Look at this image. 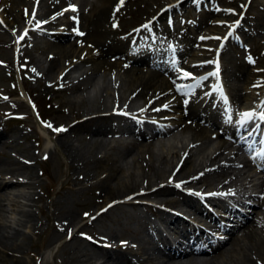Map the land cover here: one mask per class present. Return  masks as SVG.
Here are the masks:
<instances>
[{"label": "rangeland", "instance_id": "1", "mask_svg": "<svg viewBox=\"0 0 264 264\" xmlns=\"http://www.w3.org/2000/svg\"><path fill=\"white\" fill-rule=\"evenodd\" d=\"M27 1L28 0H16L14 2L15 4H19V6L24 4L26 5L23 6L24 9L21 7L20 11L19 9L17 10L16 13L21 16L20 20L18 17L15 19L16 22L18 20L17 23H15V21H8L4 15L2 16L3 19L0 18V21L2 20L0 22V180L4 181L12 179L11 175L9 174L10 171L18 174L16 177H26L22 179V181L26 183L21 186H17L16 189L7 188L6 186L5 196L2 198L3 200L0 203V264H109L110 256L108 255L111 251L110 248H106L105 251L107 255H104L103 257V254H100L102 250L100 251L93 245H90L84 240L78 238V236L69 237V233H71V231H73L76 226L78 227L82 225L83 221L85 220L82 216L84 213H88L86 214L88 218L90 216L89 214H91V212H94L96 207L98 208L100 206V203L108 201L110 204L111 202H114L112 200H119L120 198L124 201L126 199V196L128 194H131L129 193L130 191H139V189L143 188L145 183H147V185L151 188H154L156 184L161 186H164L166 184L170 185L171 183H163L165 181L164 179H168L169 172L164 173V175L158 180V176L152 172L153 170L149 168L143 170L138 169V165H136V167L134 166V158H137L134 156L135 152L130 155L127 154V156L125 155L123 159L118 158L116 160H113L114 157L112 156V147L114 148L115 146H117L116 144H119V142H117L118 140L124 137L123 139L127 142V145L124 144L121 147L128 150H133L135 148L133 146L134 144L143 141L136 140L133 132L130 130L126 131L124 136L120 137L118 126L122 122L117 121V119H107L105 122L106 124H104L103 126L105 128L104 132L94 133L88 132L86 130L87 127L91 125L93 119L90 117L94 116L96 112L95 110L96 108H98V106V109H100L98 113L101 112L102 114L103 112L106 116L107 114L105 112L109 107H111L112 103L126 104V102L129 100L127 97V92L125 91V74L124 72H122V69H120L121 66H117V60H115V63H113L110 60L111 58H109L114 55V50L111 51L106 49L105 51H103L102 48V56L98 57L96 61H100V59L103 58V60H105V63H113V67H111L112 69L110 68L111 70H104L103 68L105 66H99L95 68L93 67V65L95 66L96 63H93L92 61L84 62L82 64L80 62L78 68L82 69V71L79 70V73L76 75H81L77 78L68 77L67 79V73L70 72V69L67 71L68 67H66L68 59L64 56H61L59 58L60 65L55 68L53 72L44 71L46 62L48 61L50 56L53 55L54 57V52L51 48H49L52 41L48 39V41L46 40L47 36L45 32L58 31L57 29L60 25V21L66 20L64 16L62 17V15H59L57 11L59 10L57 8L58 4H64L68 1L73 2L74 0H61V2H59L58 0H30L28 1V3ZM84 1L85 0H75L74 3L76 4L75 7L78 8L79 11L83 12V15L84 13H86L85 15L88 14L87 17L84 18V23L83 19L80 20L81 24L83 23V25H79L82 29L84 28L83 31H86V35L84 38L91 39L89 35L90 30H92L93 28L94 22L89 19V15L92 13V7L90 3L92 4L95 0H86L85 4L83 5ZM166 1L167 0H165V2ZM223 1L224 3L218 1L214 2V5L219 8L218 11H211V13L213 14L216 13L215 16H210L211 14H206V12H202L201 14L187 12L186 18L187 22H190L189 24L197 29V31L194 32L195 38H205L206 36L220 37L224 29L228 27L231 22H240L242 30H236L235 40L231 41V43L226 46V48L222 52L224 54L221 55L222 64L226 71L225 81L227 83V86L230 87L229 90L231 91V87L233 85V79L231 78L232 67H230L231 62H229L231 58L238 55L242 59L243 57L249 58V56L252 54L258 57L261 62L262 60L264 62V2L262 0ZM155 2L156 0H144V2L143 0H138L135 3L138 5L135 6V4H132L131 11L132 13L134 11V14L137 17L132 19V14L127 15L128 17L126 18V21L132 19V22H127V26L125 25L123 26V28H128L129 26L134 27L139 22L144 20L150 13H155L154 16H156L158 9L163 6V0H160L158 4L157 2ZM108 4H110V2L107 3V5ZM40 7L43 13L47 14L43 20H46L45 18L48 15L50 18L57 17L59 18V20H61L59 21L57 19L55 25L52 24L46 26L45 32L44 30L40 29H36L35 31L28 30L24 37L23 33L20 36L21 28H23L25 25L27 27L30 25L29 23L25 22V19L27 20V22H30L29 16L31 14L33 15V13L34 15H36V11L39 9V11L37 12L38 14L41 11ZM2 13L3 12L0 11V15ZM226 14L227 16L225 17ZM210 19L214 20L215 25L213 22L209 24ZM192 26H190V28ZM103 28L107 30L108 26H104ZM201 33L205 35H201ZM21 37H23V39H21ZM223 37L224 36H222L221 39H225V42L226 38ZM90 41L94 43L93 40ZM238 42H240V44H238ZM215 44L216 41L214 40L213 43L208 45L206 41L204 43H197L196 41H193L189 46L191 48L190 52L197 56L195 57L194 55H191V59L194 61L200 59L202 60V62L209 61L210 58L205 57V55L211 54V49ZM260 47H262V49ZM121 48L124 49V46L122 45ZM121 48L120 50H122ZM205 48H207L208 52H205ZM234 48H238V50H235ZM88 51L90 50L88 49ZM258 51H262L261 57ZM229 54H231V58L229 57L227 59L225 56H228ZM199 55L201 56V58ZM58 56L59 54L57 55V57ZM73 57L76 56L73 55ZM89 62L90 64H87ZM246 62V66L255 67L253 66V63L250 59H247ZM262 65L264 66V64ZM260 66L261 65H257V69H259L258 67ZM62 67L65 68L64 71ZM89 68L92 69V71ZM141 68H143L145 74L152 67L142 66ZM86 71H88V73ZM105 73H107V75ZM261 75L264 76V74L260 73L255 75L257 76L256 80H254V83L256 85L259 82H261V84L263 83L264 77L259 78ZM81 77L84 78L82 79ZM75 79L79 80L77 81ZM16 84L18 86L20 84L23 85L25 90L28 92L30 98L29 100L32 106H34L33 109L35 112H39L48 133H51V131L55 129L57 124L71 125L73 122L77 123L67 132H64L63 134L57 136H53L52 138H50V141L43 145L41 141L43 132L36 124V117L31 115L30 113L31 107L29 108L27 102L18 103V101L9 99L11 93H16ZM64 86H66V89L64 91H61L60 88H63ZM252 88L248 87V90H254V92L256 93L259 90L257 89V87ZM114 99L116 101H114ZM99 101L101 103L103 102V104H101ZM139 101L142 100L140 99ZM243 101L246 103L245 100ZM243 101H241V103ZM104 105L106 106L105 108L102 107ZM8 112L16 113L22 118L11 120L7 117ZM206 123L209 124L208 122H202V125L205 127V130L210 133L209 141L205 144H201L197 149H193L192 152L190 151L192 146L189 143L186 144L184 141H182L179 148V144L176 146V144L173 143L177 141V139L174 138L173 142L172 140L167 142L171 149L163 147L161 145V141H155L157 144H155V146H152V150L154 147L153 153L156 157V161L154 162V169L156 170L158 168H162L164 171L172 170L173 168H171V164L175 160V155L179 153V155H183L181 157L182 159L179 160L180 167L183 164L185 157L190 153L192 159L191 162L195 164V168L197 169V171L203 168L207 159H209L211 156L209 154L207 155V149H209L207 147L209 145L212 149L213 145L216 144V132L218 129H216L215 127H211V131L208 129L210 126L206 125ZM46 125H50V127H47ZM174 131L175 130H173L172 132L174 133ZM211 132L215 135H212ZM184 134L187 135L186 133ZM65 139L67 142H69L71 148L70 146H67V144L63 143ZM39 143L43 145L41 150H38L37 148ZM46 145H49L47 146V148H45L47 154L46 157L41 160L39 156ZM171 145L176 147L173 148L171 147ZM194 150L196 151L193 152ZM212 152H214V150ZM33 155H35L36 157L33 160V165H31V160L29 162V165H23L22 160H28L30 157H33ZM95 160H100V163L98 164L99 167L97 165L95 168L93 167L94 163L92 161ZM78 164H81L82 167H79ZM115 166L119 167L113 168ZM212 166H215V164L210 165L209 167ZM228 169L229 168L225 170L226 174L229 173ZM177 170L173 174L177 173ZM133 172L136 173V182H139L137 183L135 188L133 187L131 189H127V192L126 190H123V192L117 193L114 196H109L103 193L105 192L104 190H106L107 186H112L114 184L115 179L121 178L123 179V181H127L128 175ZM243 173H249L251 175L253 172L249 171L248 168H245L241 169L239 175H242ZM218 177L220 176L217 175V178ZM229 177L231 176H227L225 179H228ZM178 182L182 184V182ZM203 185H205V183H203ZM248 185L257 189V183L255 180L249 182ZM102 188L104 189L102 190ZM1 190L2 189H0V192ZM19 190L22 192H20ZM183 190L192 192L193 194L196 193V190L193 188H183ZM145 197V202L152 203V206L155 208L163 207L166 209H170L165 205L158 204V201H156L158 197H168L167 194L159 195L158 197L157 195H153V197ZM171 197L174 196L171 195ZM239 197H242V195H238V198ZM254 201H258V198ZM110 206L106 211L107 213L94 218L89 224L82 226L81 230L85 233L90 234V236L95 239L100 247L111 245L112 248H116L113 249L114 251H120L121 249L120 245L118 244V240L128 234H130L128 236L131 239H134L133 232L137 233L139 229L142 231L141 234L144 235L143 229L145 225L142 219L147 218L148 216L150 218L149 220L153 219L154 216L152 214L155 212H153V208H149L148 210H146V208H143L141 205L132 204L130 202L119 203L118 205H116L117 207ZM25 213H29L31 215L30 218L27 219L23 217ZM251 216H249V219L246 217H241V219H244L245 225H247L253 218H255V220H253L252 222L254 230L257 231L256 229H261L260 227L257 228L260 225L259 223V225L255 224V221L259 220L256 217L257 215L255 216V214H253ZM61 225H63L64 228H62ZM236 225L237 223H235L234 226ZM16 228L19 233L13 232ZM241 230L233 231L230 234L231 237L236 236L240 238L242 234ZM262 234V237H264V233ZM242 242L243 244H246V241L241 240V245L242 247H244L245 245H243ZM227 244L229 245L228 241L223 243V247L229 248ZM14 247L19 248L18 251L16 250L15 252V250H13ZM232 248L233 249L230 248L227 253H223L222 256L212 264H218L219 262H223L222 264H235L236 259H239L241 254H238V246L234 245ZM247 254L250 255L249 257L253 256L252 251L247 252ZM207 257L210 256H202L200 258H197L194 264H209L210 261H207ZM259 257L260 256L257 255V258ZM230 259L233 261L231 262ZM260 260H262V258ZM239 261L240 259L236 264H238Z\"/></svg>", "mask_w": 264, "mask_h": 264}, {"label": "bare ground", "instance_id": "2", "mask_svg": "<svg viewBox=\"0 0 264 264\" xmlns=\"http://www.w3.org/2000/svg\"><path fill=\"white\" fill-rule=\"evenodd\" d=\"M16 0H0V11L3 12L1 15H0V18L3 19V15L6 17V19L8 21H15V19L18 17L19 20H20V17L16 12L17 10L19 9L20 11V8L23 7L24 5H20L19 4H15ZM22 1V0H21ZM30 1V0H28ZM27 1V3H28ZM34 1V0H33ZM48 1V0H47ZM46 1V2H47ZM59 2H61V0H58ZM75 1V0H74ZM73 1V2H74ZM89 1V0H88ZM87 1V2H88ZM91 1V0H90ZM94 1V0H93ZM92 1V2H93ZM138 0H123V4L121 5V2L119 3H116V0H95L92 4L90 3L91 7H92V13L89 15V19H91L93 22H94V25H93V28L92 30H90V37L91 39H85V41L87 42H92L90 40H93L94 41V46L96 48L95 52L91 51H88V48L87 47H82V45H78V44H74V40H70L68 42V44H63V43H60L62 39L66 38V37H69V38H72V35H77V32H79V29L77 28H72L70 31H69V25L70 23L67 22L65 23L66 26L63 27V35L62 36H56L57 38H59V40H57V38H55L54 36V41L51 43L50 47L52 49V51L54 52V57L53 55H49L50 58L48 59V61L46 62V67H45V70L44 71H52L55 70V68H57L59 65H60V60L59 58L61 56H64L68 59V65L72 64L76 59L77 61H83V62H88V61H92L93 63H96V65L93 67L97 68L99 66H105L106 68H108L109 66H111L110 63H105V60H103V58L100 59V61H96L98 59V57H101V52L102 49L103 51H105L106 49L108 50H115V54H118V51L120 50V47H121V44L122 41L116 39L115 37V34L116 32L113 31V30H106L105 28H103L104 26H107L109 23H111L112 21H114L115 23L116 22H119V26L122 30H124V28H122L123 26H125L128 23L132 22L131 20L135 17H137L135 14H134V11L132 13L131 11V8H132V4H135ZM160 0H156L157 4L159 3ZM168 1V2H167ZM165 4H171L168 6V11H173V10H176V9H179V8H182L185 5V1L186 0H181V1H178V2H175V0H167ZM227 1V0H226ZM230 1V0H228ZM19 2V1H18ZM86 0L84 1L83 5L85 4ZM107 5V3H109ZM142 2V1H141ZM144 2V0H143ZM147 2V1H145ZM155 2V3H156ZM165 0H163L162 3H164ZM175 2V3H174ZM32 3V2H31ZM82 3V1H81ZM226 3V2H225ZM42 4V3H41ZM44 4V3H43ZM46 4V3H45ZM60 4V3H59ZM114 4H116L114 6ZM146 4V3H145ZM161 4V3H160ZM231 4V3H229ZM131 5V6H130ZM138 5V4H135V6ZM155 5V4H154ZM153 5V6H154ZM26 6V5H25ZM47 6V5H46ZM49 6V5H48ZM57 6V4H56ZM87 6V5H86ZM156 6V5H155ZM79 7V6H78ZM85 7V6H84ZM90 7V6H89ZM112 7L114 9H112ZM29 8V7H28ZM46 8V7H45ZM58 8V7H57ZM80 8V7H79ZM136 8V7H135ZM26 9V8H25ZM83 9V8H82ZM117 9H119L117 11ZM145 9V8H144ZM150 9V8H149ZM147 9V10H149ZM55 10V9H54ZM81 10V9H80ZM24 11V10H23ZM46 11V10H45ZM50 11V10H49ZM85 11V9H84ZM87 11V10H86ZM136 11V10H135ZM139 12V11H137ZM144 12V11H143ZM156 12V11H155ZM50 13V12H49ZM53 13V12H52ZM80 16H81V20L83 19V23L85 22V17H87V15H85L86 13H84L83 15V12L81 11L80 12ZM150 13V12H149ZM187 13V12H186ZM185 13V14H186ZM23 14V13H22ZM55 14V13H54ZM132 14V19H130V21H126V18L128 17L127 15H131ZM157 15V14H156ZM203 15V14H202ZM60 17V16H59ZM143 17V16H142ZM25 18V17H24ZM57 18V17H56ZM131 18V17H130ZM28 19V18H27ZM80 19V18H79ZM143 19V18H142ZM59 20V18H58ZM61 20V19H60ZM59 20V21H60ZM135 20V19H134ZM2 21V20H1ZM0 21V22H1ZM201 21V20H200ZM18 22V20H17ZM15 21V23H17ZM212 22V21H211ZM11 23V22H10ZM58 23V22H57ZM82 23V25H83ZM90 23V22H89ZM134 23V22H133ZM140 23V22H139ZM138 23V24H139ZM204 23V22H203ZM206 23V22H205ZM55 25V24H54ZM87 25V24H85ZM84 25V26H85ZM131 25V24H130ZM215 25V23H214ZM11 26V25H9ZM15 26V25H14ZM127 26V25H126ZM159 26L162 27L163 29L166 30V26L164 25V23H159ZM198 26V25H196ZM87 27V26H86ZM131 27V26H130ZM220 27V26H219ZM254 27V26H253ZM3 28V27H2ZM127 28V27H126ZM129 28V27H128ZM200 28V27H199ZM221 28V27H220ZM256 28V27H255ZM4 29V28H3ZM84 29V28H83ZM90 29V28H88ZM7 30V29H5ZM12 30V28H11ZM14 30V29H13ZM46 30V29H45ZM87 30V29H86ZM35 31V30H34ZM89 31V30H88ZM41 32V31H40ZM43 32V31H42ZM86 32V31H85ZM191 32V31H190ZM201 32V31H200ZM260 32V31H259ZM1 33V32H0ZM258 33V32H257ZM263 33V32H262ZM57 34V33H56ZM195 34V33H194ZM232 34H234V31L232 32ZM260 34V33H259ZM4 35V34H3ZM205 35V34H203ZM252 35V34H251ZM66 36V37H65ZM108 38H106V37ZM189 36V30L184 32V34L182 35L181 37V40L180 42L182 43V45H187L188 42H190L192 39L191 38H188ZM258 36V35H257ZM264 36V35H263ZM88 37V36H87ZM105 37V38H104ZM256 37V36H255ZM254 37V38H255ZM259 37V36H258ZM261 37V35H260ZM4 38V37H3ZM232 39L230 37L226 38V43L229 42V40ZM256 39V38H255ZM26 40V39H25ZM83 40V39H82ZM45 41V40H44ZM48 41V40H47ZM60 41V42H59ZM215 41V40H214ZM209 43L211 42L208 41ZM13 43V42H12ZM50 43V42H49ZM198 43V42H197ZM48 45V44H47ZM197 45V44H196ZM202 46V45H201ZM215 46V45H214ZM200 47V46H198ZM68 50H67V49ZM102 48V49H101ZM203 48V47H202ZM262 48V47H260ZM117 49V50H116ZM122 49V48H121ZM209 49V48H208ZM87 51L86 53L84 54H81L80 51ZM124 50V49H123ZM212 50V49H211ZM236 50V49H235ZM233 50V51H235ZM98 51V52H97ZM202 51V50H201ZM207 51V48H205V52ZM240 51V50H239ZM238 51V52H239ZM76 52V53H75ZM178 52H183V50H179ZM208 52V51H207ZM261 52V51H260ZM260 52L258 51L260 57L262 54H260ZM202 53V52H201ZM221 53V51H220ZM219 53V54H220ZM59 54V56L57 57V55ZM90 55V56H87V57H90V58H83V59H79L81 57H84L85 55ZM224 54V53H223ZM56 55V56H55ZM68 55V56H67ZM76 56V57H73ZM109 55V54H108ZM231 54H229L228 56L226 55L225 57L228 59L230 57ZM211 56H213V54L211 53ZM73 58V59H70V58ZM196 57V56H195ZM201 57V56H200ZM205 57H207V54L205 55ZM251 61L255 64V67H248L245 65V61L238 55L236 57H233L231 58V60H229V62H231V65L230 67H232L231 69V75H232V79H233V87H232V95L230 94L231 98L233 99V102H237V101H240V100H245L246 103H244L243 105H241L243 108V110H246L247 112L249 111V109L251 108V105L252 104H249L253 94L255 92H253L254 90H248V87L249 88H252L251 87V83H252V80L254 79L255 75L258 73V72H261V74H264V68H262V65L264 62L256 57L255 55H250L249 56ZM194 58V57H193ZM222 58V57H221ZM195 59V58H194ZM65 60V59H63ZM125 61H128L130 63V65L128 66V68H125L124 71V76H125V79H124V84H125V91L127 92V97L128 99L130 98V100L132 98H139L142 100L143 104L142 106H144L143 109L147 110V109H152L153 107H155L153 110H150V112L153 114L154 118H157V120L159 122H162L164 123V125L162 127H154L152 124H147V123H144V130L141 129L139 126H138V121L131 119V117H128V116H124L123 118L120 117L121 114L119 113H116L117 115L115 114H110V115H106L102 112L98 113L100 111L99 106L98 108H96V112L94 114L93 117H90L93 119L92 123L90 126L87 127V131L88 132H94V133H101V132H104L105 131V128L103 127L104 124H106V120L107 119H110V118H115L117 119V121H121L122 119H124V123L122 125H120V128H122L123 130H133L135 131L138 139H141L143 140L142 142L140 143H136L134 144L133 146L135 147L133 150L130 149H124L122 148L121 146L122 145H127V142H122V139L121 140H118L117 142H119V144H116L117 146H115L114 148L112 147V150H113V154L112 156L114 157L113 160L115 159H118V158H121L123 159L125 157V155L127 156V154H132L133 152H135L134 156L137 157V158H134V166L136 167V165H138V169H151L153 170L152 172L154 174H156L158 176V180L159 178H161L164 173H168L169 172V175L168 177L172 178V181H180L182 182V184H180V186L182 187H193L196 183H197V179H199L198 181L199 182H205L206 185L208 186H211V182L214 181V178L217 177V175H224L225 177H227L225 175L226 173V169L229 167V166H232L234 167V160L231 159V157L226 158L224 156H220V148L222 146H225L227 148L230 147V143H226V141L224 140H220L219 139V142L217 144V147H215L213 150L214 152L211 154L210 158L207 159L206 163H205V166L203 168H207V170L205 171L203 168L199 169L198 172H200L201 170L202 171V176L198 177V178H195L193 177L192 175L195 174V172L197 171V169L195 168V164L193 162H191V155L190 153L185 157L184 159V162L183 164L181 165V167L177 170V173L173 174L172 173V170H168V171H164L162 168H158V169H154V162L156 161V157H155V154L153 153V150H152V146H154V143L156 141V139H161V141H163V139L170 141L172 140L173 138L176 139L177 136L180 135V133H182L183 131L185 130H188L191 132V138H190V143L194 144V147H192L190 149V151L192 152L193 149H196L197 145L196 143H199L198 145H201L203 143H205L207 140V132L206 130L201 127V121L205 120L206 117L210 116L212 114V112H210V115L209 113L204 116L200 113V110L198 108V106L196 105V102H194L193 100L189 102H187V104L185 103V98H181L180 96L178 95H175L172 99H170V97L173 96V93L172 91H167L165 92L166 90L169 89L170 86L166 85V81L165 79L161 76V74L158 72V71H149L148 74H144L142 68L139 67L140 64H145V63H150L152 65H157L159 66L160 68H162L163 70V62H159L158 60H150L149 59V56H134V57H127L125 59ZM202 61V60H201ZM196 62V61H195ZM226 62V61H225ZM247 63V62H246ZM62 64V63H61ZM87 64H90L87 63ZM113 64V63H112ZM116 64H121V61H118ZM115 65V64H114ZM117 65V66H118ZM257 65H261L260 67H258L259 69H257ZM76 65L74 64L73 67H75ZM78 66V64H77ZM116 66V68H117ZM188 66H191V67H194L193 65L189 64ZM92 67V66H90ZM145 67V66H144ZM196 67V66H195ZM63 68V67H62ZM115 68V67H114ZM228 68V67H227ZM65 68H63V71H64ZM90 69V68H89ZM99 69H102V68H99ZM119 69V68H118ZM122 69V68H120ZM92 71V69H90ZM115 70V69H114ZM147 70V69H146ZM145 70V71H146ZM39 71V70H38ZM66 71V70H65ZM68 71V70H67ZM103 71V70H102ZM113 71V70H112ZM85 72V71H84ZM88 73V71H86ZM117 72V70H116ZM119 72V71H118ZM229 72V71H228ZM33 73V72H32ZM35 73V72H34ZM38 73V72H37ZM41 73V72H40ZM92 73V72H91ZM39 74V73H38ZM50 74V73H49ZM66 74V72H65ZM107 75V73H105ZM114 74V73H113ZM228 74V73H227ZM46 75V74H45ZM68 75V73H67ZM85 75V74H84ZM91 75V74H90ZM123 75V74H122ZM226 75V71L224 69V76ZM42 76V75H41ZM40 76V77H41ZM65 76V75H64ZM89 76V75H88ZM92 76V75H91ZM258 76V75H257ZM86 77V76H85ZM90 77V76H89ZM39 78V77H37ZM68 78V77H66ZM82 78V77H81ZM84 78V77H83ZM82 78V79H83ZM43 79V78H42ZM80 79V78H79ZM78 79V80H79ZM86 79V78H85ZM77 80V79H75ZM74 80V81H75ZM77 80V81H78ZM89 80V78H88ZM91 80V79H90ZM87 81V80H86ZM92 81V80H91ZM123 82V81H122ZM78 85V84H77ZM80 85V84H79ZM232 85V84H231ZM50 86V85H49ZM68 86V85H67ZM74 86V84H73ZM76 86V85H75ZM120 87V86H119ZM68 88V87H67ZM82 88V87H81ZM115 88V87H114ZM118 88V87H117ZM230 88V87H228ZM255 88V87H254ZM120 89V88H119ZM118 89V90H119ZM179 89L180 92H183V94L185 95L188 91V87L187 86H182L181 88H177ZM241 89L243 91H241ZM253 89V88H252ZM264 90V89H262ZM105 91V90H104ZM117 91V90H116ZM173 91H176L179 93V91L177 90H173ZM118 92V91H117ZM71 93V92H70ZM74 93V92H73ZM119 93V92H118ZM121 93V92H120ZM262 93L263 91L260 92L261 95H259L258 97H261L262 96ZM103 95V94H102ZM101 95V96H102ZM123 95V94H122ZM104 97V96H103ZM160 97H163L162 100H160ZM258 97L254 98L255 100L258 99ZM173 99L175 101H173ZM101 100V98H100ZM103 100V99H102ZM114 101H116L114 99ZM100 102V101H99ZM98 102V103H99ZM164 102H168L170 103L169 107H175V105H178L179 107L181 106V109L180 111L177 112V115L176 117L173 116V114H167L163 111H161L160 109H156L159 105H163ZM244 102V101H243ZM101 103V102H100ZM103 104V102L101 103ZM100 105V104H99ZM255 105V104H253ZM166 106V105H164ZM102 107H106L105 105L102 106ZM112 107V106H111ZM111 107L108 108L109 110H111ZM122 105H118L117 108H114V109H119L121 110ZM169 107H166V108H169ZM103 108V109H104ZM247 108V109H246ZM93 110V109H92ZM177 110V109H176ZM102 111V109H101ZM141 112L142 110L141 109H138L136 110L135 113H137V117H144L143 115H141ZM98 113V114H97ZM145 113V112H144ZM76 115V113H75ZM87 116V115H86ZM123 116V115H122ZM82 117V116H81ZM175 117V119H171ZM214 117V116H213ZM88 118V117H87ZM76 119V118H75ZM111 120V119H110ZM82 121V120H81ZM70 122V121H68ZM209 122L212 124V126H214L216 124V122L214 120H209ZM178 125L180 131L176 134H173V135H170L168 137H165L166 135H164L166 132H169L172 130V128L174 127L173 125ZM207 125V124H206ZM118 129H119V126H118ZM177 129V128H176ZM176 131V130H175ZM174 131V132H175ZM108 132V131H107ZM219 134H221L222 136L225 135L227 136V138H231L230 134H228L226 131H223V132H220ZM94 135V134H93ZM156 135H161L159 138H156ZM56 136V135H54ZM129 137V136H128ZM134 137V136H133ZM64 138V137H63ZM124 138V137H123ZM132 138V137H131ZM128 140V139H127ZM137 140V139H136ZM121 142V143H120ZM64 144H67V146H70L69 142L66 141H63ZM124 143V144H123ZM5 144V143H4ZM2 145V144H1ZM4 146V145H3ZM193 146V145H191ZM171 147H174L171 145ZM71 148V146H70ZM189 151V152H190ZM236 154L233 153V157L235 156ZM183 155H175V159H181ZM77 160V159H75ZM74 160V161H75ZM178 160V162H179ZM104 161V160H103ZM119 161V160H118ZM220 161H223L222 163H220ZM73 162V161H72ZM151 162V163H150ZM100 163V160H95L94 161V164H93V167L95 168L96 165L98 166V164ZM166 163V162H165ZM102 164V163H101ZM215 165L214 168L210 169L208 168V166L210 165ZM79 167H82L81 164H78ZM81 165V166H80ZM99 167V166H98ZM119 167V166H117ZM116 166L113 167V168H117ZM112 168V169H113ZM99 169V168H98ZM233 170V169H232ZM2 171V169H1ZM5 171V170H4ZM109 171V170H108ZM161 171V172H159ZM7 172V171H6ZM104 172V171H103ZM116 172V171H115ZM231 173V172H230ZM11 174V176L14 178L13 181H8V182H4L2 180H0V189L1 192H0V203L1 201L3 200L2 198L5 196V187L7 186V188H14V187H17L18 185L20 184H23V182L18 179L16 176L18 174H16L15 172H11L9 173ZM232 174V173H231ZM104 175V174H103ZM106 175V174H105ZM235 175V174H233ZM3 176V175H1ZM7 176V175H6ZM110 176V175H109ZM20 177V176H19ZM104 177V176H102ZM136 177V173L133 172V173H130L127 177V181H123V179L121 178H118V179H115L114 181V184L111 186H107L106 187V190H104L106 195H109V196H114L116 195L117 193H120V192H123V190H126L127 192V189H131V188H135V186L137 185V183L139 182H136L137 178L135 179ZM101 180V179H100ZM232 179L229 178L228 179V182H230ZM238 180V179H237ZM104 181V180H103ZM102 183V182H101ZM100 183V184H101ZM106 183V182H105ZM171 183V182H169ZM154 184V183H153ZM174 184H166L164 186H161V185H155L154 188H151L147 185V183L144 184L143 188L142 189H139V191H130L129 193L131 194H128L126 196V198H132L131 196H152L153 195H157V197L159 195H164V194H167L168 192H171V195H173L174 197H171V196H168V197H161V198H157V200L159 201V203H162V204H166V205H170V206H173V207H180L182 209H184L186 211V207H188L190 210H195V211H199L200 214L204 213V208L202 207V205L199 204V202L195 199H191L189 198L187 195H181L178 193L177 189H174ZM97 186V185H96ZM139 186V185H138ZM159 186V187H157ZM4 187V188H3ZM98 187V186H97ZM139 188V187H138ZM16 189V188H15ZM22 189V188H21ZM104 188H102L103 190ZM136 190H137V187H136ZM4 193H3V192ZM20 191V190H19ZM22 192V191H20ZM263 192V191H262ZM98 194V193H97ZM19 195V194H18ZM18 197V196H17ZM97 197V196H96ZM117 198V197H116ZM106 199V198H105ZM114 199V198H113ZM246 199V198H245ZM206 201L208 202H214L216 203L218 201V198L215 197V196H208L205 198ZM250 201V200H249ZM254 201V200H253ZM132 204H137L138 205V200H133V201H128ZM120 202H116L114 204V206L118 205ZM101 204V203H100ZM260 204L259 208H257V210L253 209V206ZM264 204V202H260L258 203V201H254L252 204H250L249 206H246L248 207V209L250 210V213H247L246 215L245 214H242V217H245L247 215H251V213H255V216L256 215H259V213H263L264 214V211L262 212H257L259 209L262 208V205ZM98 205V204H97ZM207 205H209V203H207ZM252 205V207H250ZM96 206V205H95ZM111 207V206H110ZM117 207V206H116ZM143 208H146V210H148L149 208H151L150 206H142ZM186 209H185V208ZM97 208V207H96ZM122 208V207H121ZM135 208V207H134ZM87 209V208H86ZM95 209V207H94ZM113 210V209H112ZM95 211V210H94ZM182 211V210H181ZM90 212V211H89ZM148 212V211H147ZM154 212V211H153ZM107 213V212H105ZM160 213V212H159ZM208 212H205V214H207ZM92 214H94L92 212ZM109 214V213H108ZM90 215V214H89ZM30 214L29 213H25L23 215V217L25 218H30ZM137 216V215H136ZM252 217V216H251ZM259 220L255 221V224L259 225L257 228H261V229H256L257 231L254 230V227L252 226V222L253 220H255V218H253L251 220V222L247 225H245V220L244 219H240V220H237V225L230 228L229 231L233 230L234 228H239L241 226L242 227V234L240 236V238L236 237V236H228L227 238H225L223 240L224 241H229V249H233L232 247L235 245V246H238V251H239V255H240V261L238 264H254V261L252 260V258L254 257L255 259H264V237H262V233H264V216H256ZM164 218V217H163ZM165 218H167V221L169 223L173 222V223H177L179 222L177 220V217H172V216H165ZM164 218V219H165ZM247 218V217H246ZM261 218V219H260ZM150 219V218H149ZM100 220V219H99ZM145 219H143L144 221ZM147 221H149L147 218H146ZM146 221V222H147ZM152 221H149L148 223H151ZM141 223V222H140ZM259 223V224H258ZM62 228H64L63 225H61ZM140 226V225H139ZM70 227V226H68ZM143 227V226H142ZM66 228V227H65ZM263 228V229H262ZM130 230V229H129ZM140 230V229H139ZM13 231V230H12ZM66 231V230H65ZM13 232H16V233H19V231L17 229H15ZM67 232V231H66ZM136 233V232H135ZM10 234V232H9ZM128 234V233H127ZM262 234V235H261ZM130 235V234H128ZM230 235V234H229ZM11 236V235H10ZM97 237V236H96ZM76 238V237H75ZM95 240V239H94ZM105 240V239H103ZM241 240H245L246 241V244H242L245 245L244 247H242L241 245ZM106 242V241H105ZM111 242V241H110ZM109 242V243H110ZM102 244V243H101ZM170 245V243L168 241L165 242V244L163 246L167 247V248H158V249H155L154 251V254L153 256H156L157 254H159L160 252H164L166 250H168V246ZM219 245V242L214 246V248L210 251V254L213 253L210 257H208V262L210 261V263H214L218 258H220L222 256L223 253H227V250L226 248H219L218 247ZM18 246V245H17ZM19 247V246H18ZM227 247V246H226ZM114 248V247H113ZM19 248L17 247H14L13 250H16L18 251ZM11 250V249H10ZM12 251V250H11ZM93 251V250H92ZM101 251V250H100ZM253 253V256L252 257H249L250 255L247 254V252H251ZM143 252L145 254V257H140V255L137 254V252H132L131 249L129 248H125V251H113L111 250L110 253H109V256H110V263L109 264H153L151 262V257L144 251L143 249ZM85 253V252H84ZM90 253V252H89ZM101 253L105 254V250L101 251ZM181 253V252H178V254ZM91 254V253H90ZM107 254V253H106ZM149 254L152 255V252H150ZM187 253H181L179 255H183V256H180L178 259H183V257H185L184 259H186V255ZM257 255L260 256L259 258H257ZM86 257V256H85ZM104 257V256H103ZM101 258V257H100ZM205 258V257H203ZM177 259V258H176ZM239 259H236L235 261V264L237 263V261ZM231 260V259H230ZM233 260H231L232 262ZM218 262V261H217ZM107 263V261H106ZM209 263V264H210ZM223 262H219L218 264H222ZM108 264V263H107ZM230 264V263H229Z\"/></svg>", "mask_w": 264, "mask_h": 264}, {"label": "snow or ice", "instance_id": "3", "mask_svg": "<svg viewBox=\"0 0 264 264\" xmlns=\"http://www.w3.org/2000/svg\"><path fill=\"white\" fill-rule=\"evenodd\" d=\"M120 2H121V5L123 4V0H120ZM119 9H117V11H118ZM71 11H76V8L73 6L72 8H71ZM33 15H34V13H33ZM114 27H115V25H114ZM144 27H147V25H145ZM26 34V33H25ZM77 35H83V33H79V32H77ZM229 35H231V33H229ZM21 39H23V37H21ZM219 39V38H218ZM213 75H216V76H219V68H217V72L216 73H213ZM189 77V74L188 73H183V77L182 78H188ZM178 91H179V89H178ZM185 103L187 104V101H185ZM165 107H167V105L165 106ZM241 115V119H240V121H239V123L241 124V125H244V124H246L248 121H250V120H252L253 119V117H254V113H252V112H244V113H241L240 114ZM259 119L261 120V121H264V113H262L260 116H259ZM47 127H50V125H46ZM57 131H64V129H58ZM171 182V181H170ZM180 185H177V187H179ZM210 195H216L215 193H213V194H210Z\"/></svg>", "mask_w": 264, "mask_h": 264}]
</instances>
